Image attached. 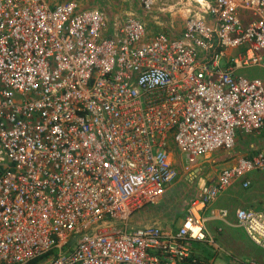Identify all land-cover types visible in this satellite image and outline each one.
Listing matches in <instances>:
<instances>
[{
  "label": "built area",
  "instance_id": "obj_1",
  "mask_svg": "<svg viewBox=\"0 0 264 264\" xmlns=\"http://www.w3.org/2000/svg\"><path fill=\"white\" fill-rule=\"evenodd\" d=\"M185 20L168 33L79 0H0V264H211L194 243L229 217L212 204L264 173V0ZM218 152L180 228H129ZM234 212L264 250V206Z\"/></svg>",
  "mask_w": 264,
  "mask_h": 264
},
{
  "label": "rangeland",
  "instance_id": "obj_2",
  "mask_svg": "<svg viewBox=\"0 0 264 264\" xmlns=\"http://www.w3.org/2000/svg\"><path fill=\"white\" fill-rule=\"evenodd\" d=\"M85 6H92L104 10L108 15H120L124 16L125 13H133L141 17L146 24L152 29L157 27L163 30L164 27L171 26L170 21L177 22V28H171L172 31H181L186 22V16L188 12H183L185 9L198 13V4L190 0H155L156 5L149 12L143 10L141 6V0H79ZM182 10V12H181ZM177 14V15H175ZM247 135H241L238 133L236 144L234 145V151L237 153L240 144L243 141L248 140ZM221 153H219L220 155ZM226 157V156H225ZM217 158L212 156L213 161ZM218 172V169L216 173ZM236 194L235 199L232 202H226L225 208L233 216V212L238 208L259 210L264 206V173H252L251 186L246 190H238L234 192ZM220 207V206H218ZM221 208V207H220ZM229 218V217H228ZM182 221L181 216L177 218L176 226ZM227 221V219H226ZM227 223L223 221H208L207 236L210 240H216L212 244L211 242H196L194 243V251L198 256H207L208 253L212 254V257L208 259H214L215 264H264V250L253 244L245 232L232 225L229 221ZM234 222H236L234 218ZM129 224H131L129 222ZM135 224V223H134ZM133 227L130 226V229ZM218 229H221L218 231ZM202 260H207L204 257Z\"/></svg>",
  "mask_w": 264,
  "mask_h": 264
},
{
  "label": "crops",
  "instance_id": "obj_3",
  "mask_svg": "<svg viewBox=\"0 0 264 264\" xmlns=\"http://www.w3.org/2000/svg\"><path fill=\"white\" fill-rule=\"evenodd\" d=\"M187 11L192 12L188 9H185L183 12L185 13ZM181 12H182V10H181ZM193 13H196V12H193ZM175 15H177V14H175ZM115 16H120V15H112L110 17L114 18ZM137 17L140 18L146 24V22L141 17H139V16H137ZM187 17H188V14H187L186 18ZM170 22H171L170 24L172 27L177 28L176 27L177 22H174V21H170ZM167 25H169V21H168ZM167 25L162 26V27H164L163 30H165L168 33H172L170 31L171 26H167ZM147 27L149 30H160V28L158 29L157 27H154L152 29L148 25H147ZM181 31H178L177 33L181 32ZM241 144H240V146H241ZM247 146L250 147V142ZM219 153L220 152H218L216 154H212L210 157H208L207 159H205L203 161V164L199 168V170L201 171L200 176L214 178V175L216 177L217 169L219 171V169L222 166H225L228 164V161L225 160L226 158H228L227 154L221 153L219 155ZM234 153L236 155H238L239 157H242V156L248 154V150L246 147L241 146L239 148V151H237V153L235 151H233V154ZM212 156L217 157L213 161L214 165H216V166H213V164H212ZM176 164H177L176 166L178 168L181 167V163L177 162ZM191 178L192 177L190 176V177H187L185 180L177 181V183L174 185L175 187L169 192V194L166 197H164V199L162 201L158 202L155 205L149 206L146 209H144L142 212L132 216L127 221L129 228H130V226L133 227L132 229H135L138 227H147V226H158V227H161V228L166 229V230H169V229L170 230H177L178 228H180L182 226V222L184 220L187 200L190 197H192V195L194 193L193 191L195 190L194 189L195 186L192 185V179ZM240 189L243 190L241 188L240 183H237L233 188L229 189L223 196H221L216 202H214L211 206V209H216V208L220 209V207L227 209V208H225L224 204L226 202H232L236 196V194H234V192H237ZM218 206H220V207H218ZM234 213L235 212H233V216H231V213H230L229 218H227V221L232 223V225L237 224V219L234 217ZM207 214H210V213H207ZM180 216L182 218V221L180 224H178V226H176L175 221ZM234 218H235L236 222H234ZM211 221H220V220L212 219ZM227 221L225 223L228 224ZM129 222L131 224H129ZM206 226H207V224H206ZM219 230H221V229H218V231ZM207 232H208V230H207ZM212 241H213V239H212ZM214 241H216V240H214ZM194 253H195V251H194ZM208 255H209V257H212L211 253H208ZM195 256L198 260L204 261V260H202V258L204 257L205 259H207V260H205V262L215 264V260L214 259H208L209 257L207 258V256H203V255L198 256L196 253H195ZM237 263L242 264L239 262H237Z\"/></svg>",
  "mask_w": 264,
  "mask_h": 264
},
{
  "label": "trees",
  "instance_id": "obj_4",
  "mask_svg": "<svg viewBox=\"0 0 264 264\" xmlns=\"http://www.w3.org/2000/svg\"><path fill=\"white\" fill-rule=\"evenodd\" d=\"M261 209H262V207H261ZM261 209H259V210H261ZM73 241H74V240H72V241L69 243V245H67V248H70V246H71V244L73 243ZM44 260H45V257H44V258H41V259H39V260L34 261L32 264H41Z\"/></svg>",
  "mask_w": 264,
  "mask_h": 264
},
{
  "label": "bare ground",
  "instance_id": "obj_5",
  "mask_svg": "<svg viewBox=\"0 0 264 264\" xmlns=\"http://www.w3.org/2000/svg\"><path fill=\"white\" fill-rule=\"evenodd\" d=\"M193 1L194 3L198 4V9L201 8L202 6H204V2H206L207 0H190ZM189 12V11H187Z\"/></svg>",
  "mask_w": 264,
  "mask_h": 264
},
{
  "label": "water",
  "instance_id": "obj_6",
  "mask_svg": "<svg viewBox=\"0 0 264 264\" xmlns=\"http://www.w3.org/2000/svg\"><path fill=\"white\" fill-rule=\"evenodd\" d=\"M201 171L198 169V170H195V172L192 173L191 175V179L194 180L196 177H198L200 175Z\"/></svg>",
  "mask_w": 264,
  "mask_h": 264
}]
</instances>
